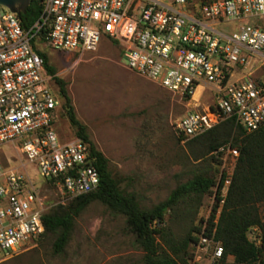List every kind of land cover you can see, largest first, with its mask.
I'll use <instances>...</instances> for the list:
<instances>
[{
	"label": "built area",
	"instance_id": "2783aa9c",
	"mask_svg": "<svg viewBox=\"0 0 264 264\" xmlns=\"http://www.w3.org/2000/svg\"><path fill=\"white\" fill-rule=\"evenodd\" d=\"M39 1L41 12L28 28L8 8L0 11V261L44 233L42 218L51 208L44 185L57 190L61 205L99 185L88 144L57 132L62 103L40 45L82 55L107 40L119 46L131 71L161 88L188 102L197 92L209 94L211 105L174 123L183 142L227 119L246 132L264 123V75H255L264 67V0ZM232 24L235 32L219 29ZM8 145L41 182L3 160ZM218 153L234 167L236 148L227 144ZM198 243L211 248L214 260L221 257L212 238Z\"/></svg>",
	"mask_w": 264,
	"mask_h": 264
},
{
	"label": "rangeland",
	"instance_id": "374dc122",
	"mask_svg": "<svg viewBox=\"0 0 264 264\" xmlns=\"http://www.w3.org/2000/svg\"><path fill=\"white\" fill-rule=\"evenodd\" d=\"M1 10L4 8L0 7ZM236 27L232 24L219 29L232 33ZM40 48L55 69V76L65 83L69 102L77 120L85 126L89 140L108 160L112 177L122 190L136 196L141 207L152 208L164 201L171 191L197 172L214 174L216 181L224 174L231 175L230 156L222 154L219 164L208 158L195 160L197 144L187 147L186 141L179 140L174 130V123L186 113L203 111L211 105L209 94L199 97L198 92L188 102L161 88L131 71L119 46L107 40L95 51L82 55L59 53L44 45ZM255 75L263 76L264 67ZM238 78L235 76L232 81ZM52 88L58 92L54 81ZM61 103L63 108V99ZM56 129L63 140L74 138V129L66 116L60 117ZM4 153L3 160L10 166L41 182L31 165H22L19 152L8 145ZM215 191L216 188L203 199L198 220L209 218ZM41 193L51 208L61 201L60 194L51 185H44ZM167 224L179 235L189 227V220L175 219ZM52 241L48 237L32 242L0 264H144L143 253L134 243L125 218L111 213L99 202L91 203L76 218L62 254H53ZM190 253L193 258L188 264H216L211 248L206 251L195 245L191 246ZM228 262L232 263L233 259L228 258Z\"/></svg>",
	"mask_w": 264,
	"mask_h": 264
},
{
	"label": "trees",
	"instance_id": "16d2710c",
	"mask_svg": "<svg viewBox=\"0 0 264 264\" xmlns=\"http://www.w3.org/2000/svg\"><path fill=\"white\" fill-rule=\"evenodd\" d=\"M40 12L41 2L31 1L26 11L18 16L21 26L31 27ZM40 54L53 76L59 98L64 100L61 117L66 116L74 129L73 137L89 146L92 164L99 173V185L92 193L50 208L42 218L44 233L35 242L49 237L53 240V254H62L70 241L76 218L91 203L99 202L111 213L125 218L134 243L143 253L144 264H188L193 258L190 248L199 244L201 236L212 238L221 246L222 255L215 259L216 264H264V123L257 130L246 132L235 119H227L205 134L186 141L187 147L197 144L195 160L208 158L216 164L223 154L218 153L219 149L231 144L238 150L231 175L224 174L216 181L214 174L197 172L171 191L164 201L152 208H143L136 196L122 190L112 177L108 160L91 143L85 126L77 120L65 83L55 76L47 55ZM225 180H229V184L222 196ZM214 188L215 202L210 216L206 221L198 220L203 199ZM166 215H169L168 221ZM175 219L189 220V227L183 234L176 235L167 224ZM228 258L233 262L229 263Z\"/></svg>",
	"mask_w": 264,
	"mask_h": 264
},
{
	"label": "water",
	"instance_id": "95a60500",
	"mask_svg": "<svg viewBox=\"0 0 264 264\" xmlns=\"http://www.w3.org/2000/svg\"><path fill=\"white\" fill-rule=\"evenodd\" d=\"M30 0H0V7L8 8L12 13L20 16L24 13Z\"/></svg>",
	"mask_w": 264,
	"mask_h": 264
},
{
	"label": "bare ground",
	"instance_id": "6f19581e",
	"mask_svg": "<svg viewBox=\"0 0 264 264\" xmlns=\"http://www.w3.org/2000/svg\"><path fill=\"white\" fill-rule=\"evenodd\" d=\"M198 93V92H197Z\"/></svg>",
	"mask_w": 264,
	"mask_h": 264
}]
</instances>
